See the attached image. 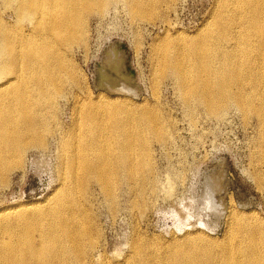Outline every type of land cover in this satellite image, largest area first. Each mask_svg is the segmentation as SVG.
Returning a JSON list of instances; mask_svg holds the SVG:
<instances>
[{
  "label": "bare ground",
  "instance_id": "6f19581e",
  "mask_svg": "<svg viewBox=\"0 0 264 264\" xmlns=\"http://www.w3.org/2000/svg\"><path fill=\"white\" fill-rule=\"evenodd\" d=\"M114 1L117 0H0V186L7 182L9 172L22 167L23 157L29 150H43L56 137L61 143V170L67 178L55 201L44 205V208L37 209L35 203H28L31 206L29 210L17 212L21 206H16L12 211L9 208L0 211V264H84L86 260L83 258L90 253L88 250L93 251L97 245H94L96 240L93 239L96 238L93 235L96 231L93 232L95 228H92L89 217L77 213L81 210V200L87 196L83 194L80 200L81 193L86 192L92 182H97L116 204L118 199L115 192L122 172L127 171L132 177L140 173L145 177L146 172L153 170L146 163L148 159L145 158V161L140 157L143 153L137 152L136 146L148 143L147 131L153 132L157 141L163 140L160 130L164 122L160 125V120L164 115L161 116L156 109L152 112L148 107L134 106L129 98H125L131 95V89L127 88L131 85L124 87L122 81L117 79L118 60L114 59L117 65L112 64L113 57L110 55L111 58L108 57L104 65L106 53L114 45L104 51V70L97 88L120 96L110 97L101 92L94 98L91 91H84L87 95L83 99L74 97L77 101L71 108L74 112L71 113L75 115L71 117L70 130L64 131L60 126V116L65 108L59 99L68 95V87L77 85L78 81L67 52L75 44L87 43L88 15L105 13ZM169 1L173 0H123V3H127L126 9L133 12L136 19H148L156 15L159 5L169 4ZM226 1L223 3L226 4ZM235 1H241L234 13L237 18L230 16L232 20L225 19L223 10L216 21L224 30L221 37L214 35L212 29H202L195 39L183 36L173 40L164 39L155 47L156 53H160L159 63L169 68V73L166 72L168 77L169 74L170 77L175 76L179 82L189 111L187 113L192 116L198 105L204 107L208 114L220 117L229 102L233 101H237L245 112L254 108L260 109V112L262 110L255 101L264 103V97H260L261 94L252 88L264 89V71L257 66L264 64V0ZM11 9L15 23L3 15L4 11ZM25 20L29 22L30 28L27 30L21 25ZM233 24L239 25L247 33L259 34L258 40L247 38L243 41L242 34L237 33L239 28L237 34H231ZM242 49L245 63L252 57L249 64L260 70V79L255 84L246 83L247 71H242L241 61L236 56ZM172 50L176 52L173 54ZM231 72L236 79H232ZM233 88H240L241 92L236 95ZM133 95L138 97V94ZM259 119L264 128V114ZM62 179L64 181L65 178ZM255 179L259 189H264L262 174H257ZM214 191L218 192V196L222 193V190ZM145 193L142 190L141 196H145ZM116 205L111 209L115 208L116 211ZM221 206L216 204L212 207L215 211L220 210ZM71 207L77 209L71 210ZM230 208L224 243L218 244L198 235L177 246L178 255L173 259L174 264H264V225L258 223L255 213L243 215L239 208ZM136 248L132 251L136 259L128 264H143L145 261L142 256L147 257L144 256L147 245Z\"/></svg>",
  "mask_w": 264,
  "mask_h": 264
},
{
  "label": "rangeland",
  "instance_id": "374dc122",
  "mask_svg": "<svg viewBox=\"0 0 264 264\" xmlns=\"http://www.w3.org/2000/svg\"><path fill=\"white\" fill-rule=\"evenodd\" d=\"M223 1L173 0L169 1V4L159 5L155 16L136 19L134 13L127 10V3L117 0L111 3L105 13L88 15L87 43L84 45L79 43L80 47L75 44L72 50L67 52L75 67L78 81L77 85H70L71 89L68 87L66 92L68 95L59 99L65 108L60 116V126L65 129L64 131L70 130L72 126L75 114H72L74 112L71 108L77 101L76 97L83 99L90 91L94 98L101 92L110 97L120 96L97 88L101 84L100 78L104 70L103 54L111 45H114L115 51L108 50L110 54L106 53L104 65L107 64L110 55L113 57L112 64L118 60L119 68L115 64L118 69L116 72L119 74L117 79L122 81L124 87L131 85L127 87L131 89L129 90L131 95H126L125 98H129L134 106L142 105L152 112L156 109L161 116L164 115L160 120V125L164 122L160 130L163 140L157 141L154 133L147 131L148 143L136 146L137 152L143 153L140 157L144 160L147 158L146 163L153 169L149 171L150 175L146 172V178L140 173L132 177L131 173L122 172L118 181L119 190L115 192L116 200L119 201H116L117 205L112 203L97 182H92L89 189L86 192L82 191V196H79L81 200L83 194L87 195L81 200L79 207L81 210L77 213L87 215L92 228H95L93 232L96 231L93 235L96 239L93 240H96L94 245L97 246L93 251L88 250V253L90 252L87 254L88 257L83 258L87 261L86 264L88 261L90 262L88 264L133 263L136 258L132 251L136 246L139 249L144 244L147 245L144 254L147 257L142 256L145 260L143 264H174L173 259L178 255L177 246L198 235L223 244L226 222L232 206L239 208L240 213L244 212L243 215L255 213L258 216V223L264 225V189H259L258 177L255 179L257 174L258 176L262 174L264 178V128L259 119L264 114V103L255 101L257 107H261L262 113L260 109L255 108L250 109L251 112L247 110V113L237 101L229 102L228 108L226 107L220 117H214L208 114L204 107L196 105L197 111L192 116L187 113L189 111L185 106L179 82L175 76L173 78L169 74L168 77L169 68L159 63L160 53L155 51V47L163 43L164 39L173 40L183 36L192 40L202 29H212L214 35L221 37L224 30L216 24L218 16L224 10L225 19L237 18L234 13L241 5V1L227 0L226 4ZM8 11L2 12L5 18L13 19L12 22L16 21L13 10ZM21 25L26 30L30 28L27 20L22 21ZM242 30V27L233 24L230 33L242 34L243 41L247 38L258 40L259 34L250 31L247 33L245 30L241 33ZM175 52L171 51L173 54ZM171 53L169 52L173 56ZM244 54L242 49L236 56L241 61L239 64L242 65V71H247L246 83L255 84L260 79L258 76L261 75L260 70L264 71V64L259 63L262 67L257 65L260 69L258 70L257 66L249 64V59H253L251 57L246 66ZM234 62L238 63L235 60ZM233 75L231 76L234 80L236 76ZM239 89L233 88L236 95L241 92ZM252 90L261 94V96L256 94L257 96L264 97L263 88ZM134 93L138 94V97L134 96ZM60 145L56 137L50 140L47 148L33 149L26 153L21 165L23 168H15L9 172L5 186L4 184L0 186V211L8 208L12 211L18 206L21 207L17 212L29 210L31 203H35L37 209L44 208V205L48 206L55 201L54 198L60 194L67 179L61 170L63 161ZM62 177L65 178L64 181ZM153 186L154 189L156 187L155 190L152 189ZM142 190L147 192L145 196H141ZM214 190H222V195L218 196V192ZM216 204L222 205L224 209L221 206L220 210L214 211ZM114 205L117 207L116 211L115 208L111 209ZM76 209L71 207V210ZM149 241L153 243L150 244ZM235 241L238 243L237 239ZM86 243L89 244L88 241Z\"/></svg>",
  "mask_w": 264,
  "mask_h": 264
}]
</instances>
